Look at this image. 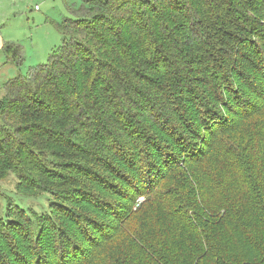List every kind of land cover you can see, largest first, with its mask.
Instances as JSON below:
<instances>
[{"label":"trees","instance_id":"16d2710c","mask_svg":"<svg viewBox=\"0 0 264 264\" xmlns=\"http://www.w3.org/2000/svg\"><path fill=\"white\" fill-rule=\"evenodd\" d=\"M70 13L52 21L46 61L3 85L0 178L53 208L11 203L16 217L8 202L0 264H264V173L231 135L264 108V0H81ZM229 155L242 196L216 204L203 181ZM138 214L141 233L127 226Z\"/></svg>","mask_w":264,"mask_h":264},{"label":"rangeland","instance_id":"374dc122","mask_svg":"<svg viewBox=\"0 0 264 264\" xmlns=\"http://www.w3.org/2000/svg\"><path fill=\"white\" fill-rule=\"evenodd\" d=\"M80 3L81 0H0V41L2 44V48H0V97L4 93L3 85L5 82L19 74L27 73L33 67L46 61L48 55L61 42V36L55 31L52 21H59L70 16V7H77ZM12 44H18L20 47L19 60L12 59L14 51H6L7 48L4 47L6 45L10 47ZM253 133L256 139L254 147L251 146ZM231 135H234V137L238 135L235 138L239 141L240 147L249 156L250 161H253L252 164H261L259 169H262L264 173V108L253 120L244 121L241 124L240 131H235ZM229 142H232V140ZM222 149L223 151L216 156L218 160L222 158L220 156L227 148H219L218 150ZM229 156L226 157L231 158V161L224 159L226 165L216 163L213 176H208L203 181L202 193L205 197L209 196L210 202L221 203L224 201V195L227 191L228 195L233 194L238 199L242 196L240 188L237 187V184L243 179L242 174L233 161L234 157ZM262 176L264 177L263 174ZM216 177L217 179L214 180ZM244 181L243 179L242 182ZM221 183L227 188L218 189L217 185ZM21 192L17 190V179L13 174H7L0 178V217L5 214L8 202L43 215L48 214L53 208L52 197L43 194L24 195ZM141 201L142 196L137 200L130 199L129 205H133V208L136 209L139 207L137 203ZM164 201L168 204V207L171 205L177 206L171 200L165 199ZM11 207L12 209L9 212L12 216L17 217V208L12 204ZM169 220L177 225L175 219L170 218ZM128 224L127 226L131 230L135 231L136 229L140 233L145 230L144 219L140 220L139 214L135 215L134 218H130ZM129 233L126 232L128 237ZM174 241V237L170 236L165 242L174 245L172 243ZM124 245L125 241L124 239L121 240L120 237L119 241L107 247L105 256L108 252H120ZM100 258L103 259V257Z\"/></svg>","mask_w":264,"mask_h":264},{"label":"crops","instance_id":"0c3cea01","mask_svg":"<svg viewBox=\"0 0 264 264\" xmlns=\"http://www.w3.org/2000/svg\"><path fill=\"white\" fill-rule=\"evenodd\" d=\"M0 48H2V44H1V41H0Z\"/></svg>","mask_w":264,"mask_h":264}]
</instances>
